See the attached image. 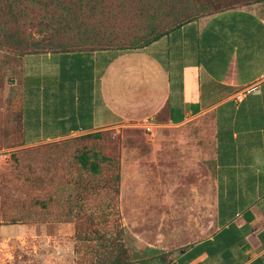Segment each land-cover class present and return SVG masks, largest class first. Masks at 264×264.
Returning <instances> with one entry per match:
<instances>
[{
	"label": "crops",
	"instance_id": "obj_1",
	"mask_svg": "<svg viewBox=\"0 0 264 264\" xmlns=\"http://www.w3.org/2000/svg\"><path fill=\"white\" fill-rule=\"evenodd\" d=\"M31 55L38 63L56 57L63 77L74 70L84 91L76 102L48 104L47 129L38 118L31 132L23 116V146L140 129L145 150L125 147L122 164L154 166L155 184H174L169 167L212 165L215 231L169 256L127 264H264V1L201 17L139 50ZM145 118L155 122L151 133L139 125ZM166 189L160 210L174 198Z\"/></svg>",
	"mask_w": 264,
	"mask_h": 264
},
{
	"label": "rangeland",
	"instance_id": "obj_2",
	"mask_svg": "<svg viewBox=\"0 0 264 264\" xmlns=\"http://www.w3.org/2000/svg\"><path fill=\"white\" fill-rule=\"evenodd\" d=\"M219 1L232 6L255 0ZM36 60L0 51V264H108L118 247L130 260L150 248L169 256L215 231L212 165L204 172L169 167L174 184L157 185L161 175L154 166L122 164L125 147L145 150L140 129L23 146V116L28 126L30 115L31 132L39 131L38 118L47 129L48 104L76 102L84 91L74 70L63 77L56 57ZM90 148L111 158L97 175L77 161ZM161 187L174 195L163 210L156 200Z\"/></svg>",
	"mask_w": 264,
	"mask_h": 264
},
{
	"label": "trees",
	"instance_id": "obj_3",
	"mask_svg": "<svg viewBox=\"0 0 264 264\" xmlns=\"http://www.w3.org/2000/svg\"><path fill=\"white\" fill-rule=\"evenodd\" d=\"M232 6L221 5L219 0H0V51L19 57L106 49L134 51ZM33 30L37 38L30 33ZM104 132L82 136L99 140ZM77 161L83 170L97 175L101 164L111 162V158L90 148L80 152ZM143 253L142 257L167 256L156 248ZM131 261L126 250L118 247L108 264Z\"/></svg>",
	"mask_w": 264,
	"mask_h": 264
},
{
	"label": "built area",
	"instance_id": "obj_4",
	"mask_svg": "<svg viewBox=\"0 0 264 264\" xmlns=\"http://www.w3.org/2000/svg\"><path fill=\"white\" fill-rule=\"evenodd\" d=\"M139 125L144 129L145 132L151 133L155 126V122L151 119H143L139 122ZM1 156V155H0ZM2 157V156H1Z\"/></svg>",
	"mask_w": 264,
	"mask_h": 264
}]
</instances>
